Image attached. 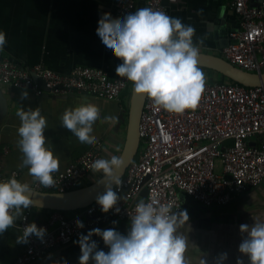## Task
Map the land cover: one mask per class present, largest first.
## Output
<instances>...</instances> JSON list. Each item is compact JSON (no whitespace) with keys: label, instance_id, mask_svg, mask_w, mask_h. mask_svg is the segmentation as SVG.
I'll return each mask as SVG.
<instances>
[{"label":"built area","instance_id":"1","mask_svg":"<svg viewBox=\"0 0 264 264\" xmlns=\"http://www.w3.org/2000/svg\"><path fill=\"white\" fill-rule=\"evenodd\" d=\"M135 6L136 0H118L110 20H122ZM146 7L168 15L164 0H147ZM230 8L238 16V24L229 32L230 42L222 49V57L239 69L264 72V0L258 4L232 0ZM0 82L36 95L79 92L111 100L119 99L132 86L131 81L100 67L79 65L64 74L42 64L24 68L8 59H0ZM263 133L264 85L205 81L197 108L186 109L183 114L158 108L146 97L140 119L141 153L128 166L121 185L113 186L116 192L128 187L125 199L118 200L119 213L111 209L102 213L96 201L72 215L54 211L39 225L45 232L43 241L30 235L11 264L38 263L55 247L79 240L87 225L97 227L104 214L130 221L143 188H147L146 203L155 196L157 203L179 206L178 210L182 209L183 194L207 207L228 204L264 180V140L257 145L249 142ZM103 146L97 139L76 162L54 174V185L45 187L34 180L31 188L65 192L83 186L93 162L101 158ZM8 151V147H0V180L18 177L17 172H2L1 159ZM32 215L33 207L24 210L21 235L32 223ZM77 220L83 222V228L77 227Z\"/></svg>","mask_w":264,"mask_h":264},{"label":"crops","instance_id":"2","mask_svg":"<svg viewBox=\"0 0 264 264\" xmlns=\"http://www.w3.org/2000/svg\"><path fill=\"white\" fill-rule=\"evenodd\" d=\"M231 2L164 0L170 17L180 18L182 23L194 27L193 42L203 39V44L199 46L200 52L219 56H222V49L230 42L229 32L238 24V16L230 8ZM259 2L251 0L252 4ZM146 4L147 0H136L133 12L146 7ZM116 5L117 0H0V30L6 36L0 59H8L24 68L42 64L64 74L82 65L104 68L109 74L115 75V69L122 61L105 52L96 39V32L101 18H111ZM200 68L202 71L208 69ZM206 73L209 77L207 81H216L215 78L222 81L224 77L216 71ZM131 89L132 86L119 99L113 100L79 92L39 98L32 90L0 82V147L9 148L1 159L2 172L5 175L17 172L19 182L27 183L29 187L33 185L34 179L28 174L27 167L22 166L23 154L17 146L20 120L16 112L21 108H39L41 115L46 118L45 146L58 158V172L76 162L88 148L80 146L61 127V117L66 109L75 111L91 107L98 110L101 120L105 116L112 117V120L98 122L93 134L95 140L100 139L104 144L101 158L120 156L127 139ZM25 90L28 92L26 99L21 95ZM263 140L264 133L251 137L249 142L257 145ZM141 149L140 140L135 159L139 157ZM101 177V173L92 172L83 186ZM181 200V210H186L189 217L187 224L191 228L187 232L189 254H193L191 245H195L208 264H214V259L221 253H227L223 264H237L238 259L243 264H249L247 255L238 251L239 244L247 236L246 232L240 231V225L252 226L253 216L264 217V180L258 187L248 189L226 205L207 207L187 194H183ZM49 214L48 210L33 208L32 223L39 229L40 223ZM104 220L101 227L87 225L85 235L95 228H114L122 234L127 233L128 226L122 224V220L118 221L107 214H104ZM113 221L116 223L113 224ZM19 225L20 219H17L13 227L0 235V264H11L23 250V243L16 242L21 235ZM91 239L97 242L98 249L108 251L101 237L93 234ZM77 241L55 247L36 264H79L81 253ZM89 264H92L91 260Z\"/></svg>","mask_w":264,"mask_h":264},{"label":"clouds","instance_id":"3","mask_svg":"<svg viewBox=\"0 0 264 264\" xmlns=\"http://www.w3.org/2000/svg\"><path fill=\"white\" fill-rule=\"evenodd\" d=\"M194 34V27L182 23L180 18L143 7L117 22L108 17L101 18L96 39L106 53L122 61L115 72L132 82L135 94H143L153 105L169 113L183 114L186 109L197 108L205 85L198 66L199 46L203 39L194 43ZM5 44V33L0 30V52L4 51ZM21 95L28 98L26 90ZM16 116L20 120L17 146L23 154L22 166H26L28 174L42 186L54 185L59 160L45 146L46 118L39 108H21ZM112 119L105 116L101 120L98 110L91 107L75 111L66 109L60 125L80 146L91 148L96 143L94 126ZM123 163L121 156L112 155L109 159L95 160L91 166L93 173H101L105 185V191L96 196L102 213L110 209L116 213L120 211L117 206L120 198L113 185L119 187L122 183L121 175L116 171ZM28 192L29 185L14 177L0 180V235L13 227L17 219L25 218L24 210L42 206L34 203ZM178 209L179 206L157 203L155 196L151 202L139 200L126 234L114 228H95L80 236L77 241L81 253L79 264H89L90 260L92 264H208L195 245H191L193 254H189V217L186 210ZM253 219L252 226L240 225V231L246 232L247 236L239 244L238 251L247 255L249 264H264V217L253 216ZM76 224L79 228L84 227L82 221L77 220ZM24 228L17 243H27L30 235L43 241L44 229H38L34 222ZM93 234L102 238L107 252L98 249L97 242L91 239ZM226 259L227 253H221L214 259V264H223ZM237 264H243V261L238 259Z\"/></svg>","mask_w":264,"mask_h":264},{"label":"water","instance_id":"4","mask_svg":"<svg viewBox=\"0 0 264 264\" xmlns=\"http://www.w3.org/2000/svg\"><path fill=\"white\" fill-rule=\"evenodd\" d=\"M198 66L208 69H212L222 76L240 83L245 86H260L264 85V72H249L242 69H239L232 65L222 56L208 53L200 52L198 57ZM40 83L43 84V81L40 79ZM133 88V85H132ZM54 95L44 92L41 95H38L39 98L42 97H51ZM146 101V96L143 94H135L131 89V98L129 106V122L127 129V139L125 142L124 149L121 153V157L124 161L123 166L116 171L117 175H121V178L125 175L128 166L135 159L139 147H140V119L143 111V107ZM107 178H105L106 181ZM101 182H98V181ZM114 186V185H113ZM30 192L27 194L31 196L34 203L42 205L41 207L30 206L33 208H41L46 210H56V211H75L82 209L96 201V196L102 194L105 191V185L102 182V177L96 180L95 182L76 188L68 190L65 192L57 191H38L29 187ZM128 191V187L122 189V191L117 192L119 196V201L125 199V195ZM147 188H143L139 196L136 198L135 202H139L141 199H146ZM105 222L103 220L97 227H101ZM122 224L130 226V221H122ZM87 227V226H86ZM86 231V229H85Z\"/></svg>","mask_w":264,"mask_h":264},{"label":"trees","instance_id":"5","mask_svg":"<svg viewBox=\"0 0 264 264\" xmlns=\"http://www.w3.org/2000/svg\"><path fill=\"white\" fill-rule=\"evenodd\" d=\"M227 79L228 78H226V77H223V80H226L227 81ZM222 80V81H223ZM229 81L228 82H232V83H236V82H234V81H232V80H230V79H228ZM127 90V89H126ZM37 209V208H36ZM83 209V208H82ZM82 209H78V210H75V211H70V212H67V211H61V212H64L65 214H67V215H72V214H74V213H77V212H79V211H81ZM46 210V209H45ZM50 213H52V212H54V211H56V210H48Z\"/></svg>","mask_w":264,"mask_h":264},{"label":"rangeland","instance_id":"6","mask_svg":"<svg viewBox=\"0 0 264 264\" xmlns=\"http://www.w3.org/2000/svg\"><path fill=\"white\" fill-rule=\"evenodd\" d=\"M206 71L214 72V71H212V70L204 69V71H202V72H203V75H204L205 81L209 80L208 73H206ZM213 79H214V78H212V79H210V80H213ZM214 80L218 81L219 79H218V78H215ZM223 81H226V80H223ZM227 81H229V80L227 79ZM217 163H218V161H217Z\"/></svg>","mask_w":264,"mask_h":264}]
</instances>
